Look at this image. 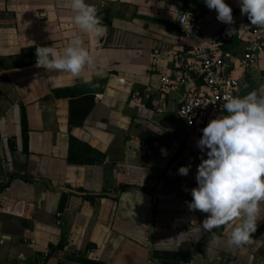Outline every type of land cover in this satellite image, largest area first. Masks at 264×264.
<instances>
[{"label": "crops", "instance_id": "1", "mask_svg": "<svg viewBox=\"0 0 264 264\" xmlns=\"http://www.w3.org/2000/svg\"><path fill=\"white\" fill-rule=\"evenodd\" d=\"M200 1L187 37L178 16ZM86 3L104 36L78 29L70 0H0V264H264V203L257 231L233 248L238 220L219 235L198 231L207 214L186 203L207 153L178 108L204 88L179 57L227 24L205 0ZM225 3L237 30L223 49L240 54L249 20L240 0ZM77 35L92 67H36L37 47L61 51ZM236 74L237 96L264 94V51ZM164 76L186 82L164 87Z\"/></svg>", "mask_w": 264, "mask_h": 264}, {"label": "clouds", "instance_id": "2", "mask_svg": "<svg viewBox=\"0 0 264 264\" xmlns=\"http://www.w3.org/2000/svg\"><path fill=\"white\" fill-rule=\"evenodd\" d=\"M205 3L216 10L220 22H234L233 9L225 0ZM240 6L252 25L264 27V0H240ZM70 7L81 32L104 36L105 28L95 6L86 0H70ZM35 57L36 67L72 76L96 63L79 35L61 51L55 45L37 47ZM224 100L227 115L212 119L197 141L207 159H202L197 168L198 186L191 190L192 200L186 203L190 211L207 214L198 231L232 226L238 220L227 238V246L233 248L247 244L257 231L264 203V94L252 91L243 97L225 96ZM161 151L167 155L166 149ZM190 168V164L181 166L178 174L187 176Z\"/></svg>", "mask_w": 264, "mask_h": 264}, {"label": "built area", "instance_id": "3", "mask_svg": "<svg viewBox=\"0 0 264 264\" xmlns=\"http://www.w3.org/2000/svg\"><path fill=\"white\" fill-rule=\"evenodd\" d=\"M204 2L182 9L178 16V24L188 37L197 28L203 13ZM183 23H182V22ZM234 25L227 24L203 43L192 48L188 54L179 57L180 70L193 80L201 82L204 90L185 96L178 108L181 118L187 127L195 133L215 118L227 115L223 108L224 97L237 96L239 76L236 71L241 68L251 69L256 65L264 51V27L252 25L240 28V37L245 42L240 54L223 49L224 44L236 33ZM186 79L174 81L170 76H164V87L174 88L176 83H185ZM150 97V94H147Z\"/></svg>", "mask_w": 264, "mask_h": 264}, {"label": "trees", "instance_id": "4", "mask_svg": "<svg viewBox=\"0 0 264 264\" xmlns=\"http://www.w3.org/2000/svg\"><path fill=\"white\" fill-rule=\"evenodd\" d=\"M225 226H221L219 228H215L213 231H212V234L213 235H219L222 233V231L224 230Z\"/></svg>", "mask_w": 264, "mask_h": 264}]
</instances>
